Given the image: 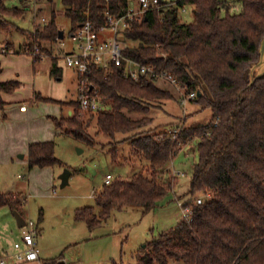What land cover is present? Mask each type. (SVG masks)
Segmentation results:
<instances>
[{
  "label": "trees",
  "instance_id": "trees-1",
  "mask_svg": "<svg viewBox=\"0 0 264 264\" xmlns=\"http://www.w3.org/2000/svg\"><path fill=\"white\" fill-rule=\"evenodd\" d=\"M7 1L0 0V32H10L14 26L25 33L12 18H23L28 8L9 6ZM34 1L48 6L55 3ZM237 1L241 9L232 12L231 0H178L176 4L160 0L163 5L159 9L131 20L121 31L122 42H131L122 46V55L171 72L187 93L195 90L194 100L212 112L208 123L184 125L176 134L159 131L158 126L146 128L153 122L148 115L153 102L173 98L174 92L161 80L132 79L124 74L123 65L113 61L108 69L93 63L88 73L109 109L84 112L76 100L67 102L73 108L71 115L51 116L56 127L88 145L93 140L87 128L96 117L98 133L112 139L118 133L128 134L122 140H129L133 154L143 156L144 171L130 179L118 175L102 185L94 196L97 211L94 206L77 208L76 219L90 229L108 219L115 209L140 206L148 212L157 207L176 184L177 175L171 176L169 163L183 145L196 140L189 199L183 202L192 209L191 219L182 218L174 227L153 234L138 250L136 264L179 260L184 264H264V75L251 84L249 76L264 36V0ZM60 2L70 20L71 36L87 19L99 31L107 24V14L120 16L130 7V0ZM186 7L192 18L184 22L180 10ZM50 15L47 22L27 33L16 51L36 44L41 51L52 52L60 28L54 9ZM5 43L13 46L11 41ZM58 70L54 65L52 75ZM18 85L15 80L0 81V109L5 103L1 93L12 92ZM216 117L219 120L214 126ZM27 157L31 168L59 162L53 141L29 144ZM198 193L204 194L201 203L196 201ZM24 203L21 193L0 192V207L20 213ZM43 264L67 263L59 257ZM111 264L123 263L112 260Z\"/></svg>",
  "mask_w": 264,
  "mask_h": 264
},
{
  "label": "rangeland",
  "instance_id": "rangeland-1",
  "mask_svg": "<svg viewBox=\"0 0 264 264\" xmlns=\"http://www.w3.org/2000/svg\"><path fill=\"white\" fill-rule=\"evenodd\" d=\"M54 1L52 6H48L34 0H8L9 6L28 8L23 18H12L19 28L25 29V33L13 26L10 32H0V43L8 40L14 43L13 48L19 47L29 31L40 26V22H47L52 9L56 13L57 26L64 31L65 42L71 43L70 20L63 14L60 0ZM136 3L137 0H130L129 6ZM231 4L232 12L241 9L239 1L231 0ZM39 6H42L41 10ZM180 17L184 22L191 20L192 14L188 7L180 10ZM108 32L111 33L106 30L102 36H106ZM119 39L121 46L131 44L129 41L122 42L123 34H120ZM59 48L55 44L51 53L44 52V59L49 60L47 56L61 54ZM62 48L66 49V45ZM58 65L64 67L65 73L61 80L52 78L51 81L52 95L57 100L71 97L74 89L71 84L73 74L66 68L64 59H60ZM45 73V70L41 71V74ZM164 83L173 90L174 97L153 102L148 113L153 117V122L146 128L158 126L159 131H174L184 125H200L211 121L212 112L209 108H203L202 103L194 99L183 103L180 99L185 92L183 87L176 88L168 82ZM23 104H28L35 115L30 124L26 121L19 122V130L25 134L31 128V132L41 134L45 127L44 118L51 110L41 103L38 106L31 102ZM127 114L133 118L140 117L137 113ZM97 129L95 117L87 128L93 140L90 145L64 131L56 135L55 154L59 162L52 167L31 168L27 155L25 158L16 157L12 164H0V192L21 193L24 196L25 203L19 207V211L26 221L32 220L35 223V242L40 258L25 262L15 260L14 243L20 239L21 227L14 210L4 206L0 207V258L5 260V264H43L59 257H63L67 264H111L112 260L136 264L138 250L153 234L170 229L184 217V210L179 202L189 199L187 191L192 163L196 159L195 139L183 145L169 163V173L171 176L177 175L176 184L157 207L148 212H144L140 206L115 209L108 219L92 229L84 221L76 219L77 208L94 206L98 210L94 196L101 190L107 173H111L112 177L121 175L130 179L135 173L145 170L143 156L133 154L129 140H122L128 134L118 133L112 139L98 133ZM65 168L72 175L69 184L61 187L59 175ZM196 196L204 199L203 193ZM171 264L184 262L171 261Z\"/></svg>",
  "mask_w": 264,
  "mask_h": 264
},
{
  "label": "built area",
  "instance_id": "built-area-1",
  "mask_svg": "<svg viewBox=\"0 0 264 264\" xmlns=\"http://www.w3.org/2000/svg\"><path fill=\"white\" fill-rule=\"evenodd\" d=\"M177 2L178 0H166L165 3L176 4ZM162 5L160 0H137L134 6H130L127 11L120 16L107 14V24L102 26L99 31L93 29L89 19L84 21L75 31L72 35L74 48L64 52L62 57L65 65L73 68L77 72V100L81 111L90 113L110 108L108 102L101 100L98 87L90 82L88 73L93 63H98L103 68L108 69L109 63L113 61L115 64L123 65L124 74L136 81L144 77L168 82L176 88L182 87L175 75L171 72L167 70H158L152 65L138 63L122 55V46L119 39L120 34H122L121 31L129 25L131 20L141 18L145 12L159 9ZM106 30L111 32V36L103 39L100 38V34ZM56 45L58 47L65 46L66 42L64 37H57ZM14 53H16V49L8 46L7 43H0V55ZM22 53L28 54L33 59L35 56L42 59L46 54L41 51L36 44L34 46H24L22 48ZM196 94L197 92L195 90L188 93L183 92L180 99L185 103L186 100L195 99ZM25 109L26 105L23 104L20 106V110ZM218 120V117L213 120L214 126L217 124ZM179 130L180 129H175L173 131L174 134L179 132ZM112 178V174L107 173L103 184H109ZM93 190L96 191L95 188H93ZM207 195L209 196L210 194L208 193ZM196 201L197 203L203 202V197H197ZM179 204L184 210L183 218L187 220L191 219L192 209L189 206H183V202H179ZM36 234L37 228L35 227V223L32 220L25 221V224L21 227L20 239L14 243V257L17 262L39 259V249L35 242ZM0 264H5L3 258H0Z\"/></svg>",
  "mask_w": 264,
  "mask_h": 264
},
{
  "label": "crops",
  "instance_id": "crops-1",
  "mask_svg": "<svg viewBox=\"0 0 264 264\" xmlns=\"http://www.w3.org/2000/svg\"><path fill=\"white\" fill-rule=\"evenodd\" d=\"M102 33L100 34V38L102 39L111 36V33L109 32L107 34L105 33L106 36H102ZM71 41L73 42V40ZM72 42H66V49H63L62 47L59 48L62 52L61 54L47 56L49 57V60H45L44 58L34 60L28 54L19 51H16L14 54L0 55V62L2 65L0 81L15 80L19 82L18 87L14 91L1 93L2 100L5 102L4 106L0 109L1 165H9L14 163L16 157L25 158V156L28 154L29 144L31 143L46 141H53L55 143L54 137L63 132L62 128L55 126L51 116L59 118L61 116H69L72 114L73 108L67 105V102L76 101L78 98V75L73 68L65 66L66 68H69L71 74H73L71 84L74 86L71 97L69 96L65 97V99H58L60 101L66 102V105H61L56 101L57 99L53 97L51 81L53 80L52 78L57 80L62 79L65 71L64 67L58 65L59 60H63L61 55L64 52L70 51L74 48V42ZM17 48L18 47L15 46V49ZM54 65L59 68L56 76L52 75L51 73ZM39 66H41V68ZM42 70H45L46 73L41 74ZM42 98H49L47 99L48 102ZM28 102H31V104H35L37 106L39 103L45 104L46 107L51 110V113H48L44 118L45 127L44 131L40 132L41 134L31 132V128H29L24 134L17 126L21 124L19 123L21 121H26L30 124V121L34 118L33 115H35V113L31 112L29 109V105L27 104ZM23 103L27 104L26 109L20 110V106L23 105ZM46 167L52 166H45L42 168Z\"/></svg>",
  "mask_w": 264,
  "mask_h": 264
},
{
  "label": "water",
  "instance_id": "water-1",
  "mask_svg": "<svg viewBox=\"0 0 264 264\" xmlns=\"http://www.w3.org/2000/svg\"><path fill=\"white\" fill-rule=\"evenodd\" d=\"M63 37H64V31L60 30L59 38H63ZM263 75H264V36L262 37L259 45V57L257 61L253 62L249 67L250 84ZM199 94L200 93H198V95ZM70 176H71V171L65 168L63 172L59 175L61 179V187H64L69 184ZM13 212L16 217L18 225L22 227L25 224L26 220L17 210H14Z\"/></svg>",
  "mask_w": 264,
  "mask_h": 264
}]
</instances>
